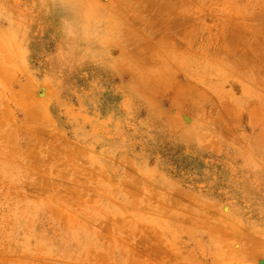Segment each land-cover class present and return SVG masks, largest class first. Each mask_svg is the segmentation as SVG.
<instances>
[{
	"label": "rangeland",
	"instance_id": "1",
	"mask_svg": "<svg viewBox=\"0 0 264 264\" xmlns=\"http://www.w3.org/2000/svg\"><path fill=\"white\" fill-rule=\"evenodd\" d=\"M264 0H0V264H264Z\"/></svg>",
	"mask_w": 264,
	"mask_h": 264
},
{
	"label": "bare ground",
	"instance_id": "2",
	"mask_svg": "<svg viewBox=\"0 0 264 264\" xmlns=\"http://www.w3.org/2000/svg\"><path fill=\"white\" fill-rule=\"evenodd\" d=\"M264 263V261H262Z\"/></svg>",
	"mask_w": 264,
	"mask_h": 264
}]
</instances>
